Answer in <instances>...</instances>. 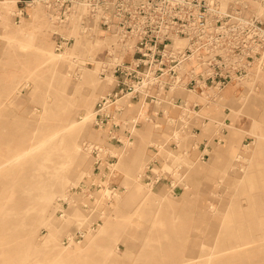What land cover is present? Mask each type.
Returning a JSON list of instances; mask_svg holds the SVG:
<instances>
[{"label": "rangeland", "instance_id": "obj_1", "mask_svg": "<svg viewBox=\"0 0 264 264\" xmlns=\"http://www.w3.org/2000/svg\"><path fill=\"white\" fill-rule=\"evenodd\" d=\"M101 10L0 0V264H264V68L122 95L134 38Z\"/></svg>", "mask_w": 264, "mask_h": 264}, {"label": "built area", "instance_id": "obj_2", "mask_svg": "<svg viewBox=\"0 0 264 264\" xmlns=\"http://www.w3.org/2000/svg\"><path fill=\"white\" fill-rule=\"evenodd\" d=\"M98 2L134 38L136 57L118 81L122 95L185 89L214 97L264 68V0Z\"/></svg>", "mask_w": 264, "mask_h": 264}, {"label": "crops", "instance_id": "obj_3", "mask_svg": "<svg viewBox=\"0 0 264 264\" xmlns=\"http://www.w3.org/2000/svg\"><path fill=\"white\" fill-rule=\"evenodd\" d=\"M19 1H21V0H19ZM229 91V90H228ZM176 97H180V98H184L183 96H181V95H176ZM175 110H177L176 108H174ZM175 110H174V115H175ZM177 113V112H176ZM171 115L173 114V111H171V113H170ZM156 157H155V159H154V163H156V162H160V158H161V154L159 153V152H156V155H155ZM163 175V174H165V172H163L162 171V174H160V173H158L156 170H155V168H153L151 171H150V175H148V177H151V176H154V175Z\"/></svg>", "mask_w": 264, "mask_h": 264}, {"label": "bare ground", "instance_id": "obj_4", "mask_svg": "<svg viewBox=\"0 0 264 264\" xmlns=\"http://www.w3.org/2000/svg\"><path fill=\"white\" fill-rule=\"evenodd\" d=\"M52 195V194H51ZM55 212V211H54Z\"/></svg>", "mask_w": 264, "mask_h": 264}]
</instances>
